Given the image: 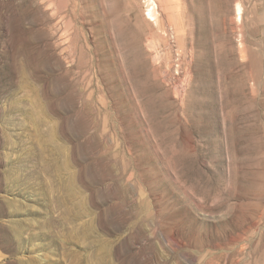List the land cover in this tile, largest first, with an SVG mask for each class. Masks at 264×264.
Segmentation results:
<instances>
[{
    "label": "rangeland",
    "instance_id": "obj_1",
    "mask_svg": "<svg viewBox=\"0 0 264 264\" xmlns=\"http://www.w3.org/2000/svg\"><path fill=\"white\" fill-rule=\"evenodd\" d=\"M0 264H264V0H0Z\"/></svg>",
    "mask_w": 264,
    "mask_h": 264
}]
</instances>
